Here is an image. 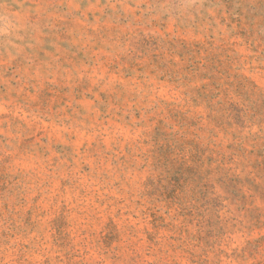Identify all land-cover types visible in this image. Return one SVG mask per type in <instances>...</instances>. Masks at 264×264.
I'll use <instances>...</instances> for the list:
<instances>
[{
	"label": "rangeland",
	"instance_id": "obj_1",
	"mask_svg": "<svg viewBox=\"0 0 264 264\" xmlns=\"http://www.w3.org/2000/svg\"><path fill=\"white\" fill-rule=\"evenodd\" d=\"M0 264H264V0H0Z\"/></svg>",
	"mask_w": 264,
	"mask_h": 264
}]
</instances>
